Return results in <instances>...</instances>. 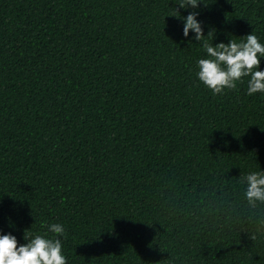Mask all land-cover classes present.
Masks as SVG:
<instances>
[{"label": "trees", "instance_id": "trees-1", "mask_svg": "<svg viewBox=\"0 0 264 264\" xmlns=\"http://www.w3.org/2000/svg\"><path fill=\"white\" fill-rule=\"evenodd\" d=\"M174 7L0 0V231L61 222L67 264H264V95L212 94ZM199 10L209 42L264 40V0Z\"/></svg>", "mask_w": 264, "mask_h": 264}, {"label": "clouds", "instance_id": "clouds-1", "mask_svg": "<svg viewBox=\"0 0 264 264\" xmlns=\"http://www.w3.org/2000/svg\"><path fill=\"white\" fill-rule=\"evenodd\" d=\"M175 17L182 21V36L192 37L189 42L198 41L204 55L196 59L195 76L212 94L235 89L247 78L246 94L264 95V40L254 31L234 39L230 36L227 42H209L211 31L205 35L204 24L198 19L202 0H175ZM179 9L190 10L186 15ZM246 181L245 196L249 202L264 201V169L249 171ZM42 231L24 233L19 242L12 232L0 231V264H67L63 251V238L66 235L65 225L61 222L41 221Z\"/></svg>", "mask_w": 264, "mask_h": 264}]
</instances>
